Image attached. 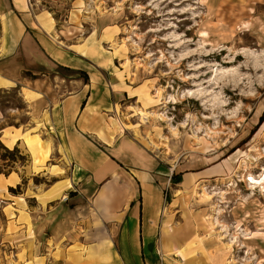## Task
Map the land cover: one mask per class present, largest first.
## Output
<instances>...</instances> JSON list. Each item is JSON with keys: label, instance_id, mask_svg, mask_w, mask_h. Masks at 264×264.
Listing matches in <instances>:
<instances>
[{"label": "rangeland", "instance_id": "obj_1", "mask_svg": "<svg viewBox=\"0 0 264 264\" xmlns=\"http://www.w3.org/2000/svg\"><path fill=\"white\" fill-rule=\"evenodd\" d=\"M10 8L12 0H0V77L8 82L0 87V264H72L87 244L115 239L118 215L105 221L94 211L71 228L66 208L52 218L47 200L70 197L73 165L49 111L76 73L53 69L44 51L8 53ZM26 8L31 22L52 16L49 43L99 51L82 56L89 70L80 79L98 93L88 102L105 106L90 113L84 136L118 173L84 188L83 202L105 183H133L131 163L148 155L152 182L164 192L143 246L154 251L153 264L170 241L164 258L176 264H264V0H27ZM27 131L50 148L37 168L23 144ZM69 233L78 239L66 240Z\"/></svg>", "mask_w": 264, "mask_h": 264}, {"label": "crops", "instance_id": "obj_2", "mask_svg": "<svg viewBox=\"0 0 264 264\" xmlns=\"http://www.w3.org/2000/svg\"><path fill=\"white\" fill-rule=\"evenodd\" d=\"M12 0L13 8H10L4 15L6 23L4 24V33L6 35V47L8 53L22 52L25 56H30L37 52H46L51 57V64L54 68H67L76 73L75 78H71V92L63 98L60 106L55 110V107L50 108V127L60 128L62 130L60 145L65 144V149L72 159V172L70 176V187H66L70 193L69 198L58 201V198L47 200L48 206L52 205V218H57L60 212L65 213V208L68 210L67 225L69 228L78 226L79 217L84 214L89 217L95 211L96 218L108 221L112 220L113 213L118 215L115 226L117 229L116 237L109 242L90 243L87 244L86 254L72 255L74 262L72 264H144L143 260L152 263V256H156L154 251H149L147 248L144 251L143 246L149 243L153 238L151 231L154 229L155 223L158 221L161 214V202L164 196L162 187L155 182H152V170L156 165L150 161L146 155L145 161L139 163H131L134 170H131V181L125 182L123 185H118L116 190L124 196L125 200L117 203L116 200H111V195H107L108 200L99 199L100 193L107 184L100 186L93 195L89 203L82 200L83 189L89 187L92 189L106 177H113L116 173V167L108 160L98 158V152L95 146L89 142L84 134L86 128L91 124L90 113L97 112L105 107L98 104H89L98 93L93 92L91 86L90 92L86 88L84 79L81 80L82 74L86 69L85 61L82 56L85 53L82 51H68L59 45L49 43L46 35L54 29L53 23H48V28H43L36 22H31L28 8H18ZM43 20L47 17L41 16ZM33 23V24H32ZM36 23V24H35ZM40 30L42 36L35 31ZM71 52V53H70ZM95 74V72H94ZM84 75V74H83ZM97 78V76H95ZM92 84H99L97 81ZM98 102V101H97ZM47 126V125H45ZM110 145L109 142H104ZM129 153L136 152L137 158H142L141 151L130 146ZM117 156L123 155L122 149H117ZM120 155V156H119ZM74 162V164H73ZM152 169V170H151ZM85 182L86 186H79V182ZM119 183V180H118ZM53 203V204H52ZM123 208L120 213L115 212L117 208ZM92 212H90V210ZM114 223V222H112ZM164 222H162L163 227ZM146 232V235L144 234ZM76 234L69 233L66 240H76ZM101 239L92 237V240ZM141 239V240H140ZM142 241V243H141ZM115 243V244H114ZM73 245V244H71ZM116 245V246H115ZM161 253V264H176L172 260L164 258L169 254L163 251ZM173 254V253H172ZM71 264V263H67ZM148 264V263H145Z\"/></svg>", "mask_w": 264, "mask_h": 264}, {"label": "bare ground", "instance_id": "obj_3", "mask_svg": "<svg viewBox=\"0 0 264 264\" xmlns=\"http://www.w3.org/2000/svg\"><path fill=\"white\" fill-rule=\"evenodd\" d=\"M16 4H19L20 7L22 8H26L27 7V0H13ZM39 25L43 28H48V23L51 24L53 23V18L52 16H50L49 13H47V20H43V19H39ZM84 50L82 51L83 53L89 54V53H97L99 52L96 47L92 44L90 46H86L83 48ZM6 51L8 52V48H6ZM6 83H8L7 81L3 80V78L0 77V87H4L6 85ZM5 135L8 134L7 131L3 132ZM23 136V144L26 146V149L29 150L32 160L34 161V165L35 167H39L41 164L44 163V161L48 160L49 155H50V148L44 144V141L42 140V138L40 137L39 133H33L30 134L28 131L24 132L21 134ZM17 140L16 137H12L11 140L7 141V144L10 146H12V144ZM114 178H116L117 176L114 174L113 175ZM12 184H14V181L10 182ZM182 184H185V181L182 182ZM66 187H70V181H67L65 184ZM112 185L107 184L105 187H103L101 193H100V197L99 199H103V200H108L107 199V195H111L110 199L111 200H122L124 201L125 198L123 195H121L120 192L115 191V189H112ZM65 197V196H64ZM172 237L170 236V227L167 225V223L163 224L162 227V233H161V237H160V241L161 242H166L168 240H171ZM167 243V242H166ZM169 250L165 251V253H169L170 251L174 250L173 247H171L173 245V243L170 241L167 243ZM176 255L177 256H183V253H181L180 250L176 251ZM182 258V257H181Z\"/></svg>", "mask_w": 264, "mask_h": 264}, {"label": "trees", "instance_id": "obj_4", "mask_svg": "<svg viewBox=\"0 0 264 264\" xmlns=\"http://www.w3.org/2000/svg\"><path fill=\"white\" fill-rule=\"evenodd\" d=\"M264 118V111H263V114L261 116V120ZM8 152H10L9 150H7ZM176 177L175 176H172L171 179H175ZM179 179V178H178Z\"/></svg>", "mask_w": 264, "mask_h": 264}]
</instances>
